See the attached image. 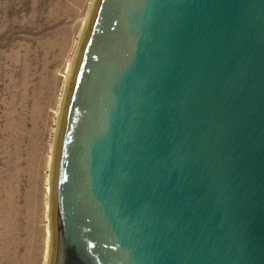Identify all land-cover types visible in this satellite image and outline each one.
Listing matches in <instances>:
<instances>
[{"label": "water", "instance_id": "obj_1", "mask_svg": "<svg viewBox=\"0 0 264 264\" xmlns=\"http://www.w3.org/2000/svg\"><path fill=\"white\" fill-rule=\"evenodd\" d=\"M53 192L52 264H264V0H98Z\"/></svg>", "mask_w": 264, "mask_h": 264}, {"label": "rangeland", "instance_id": "obj_2", "mask_svg": "<svg viewBox=\"0 0 264 264\" xmlns=\"http://www.w3.org/2000/svg\"><path fill=\"white\" fill-rule=\"evenodd\" d=\"M93 5L0 0V264H48V161Z\"/></svg>", "mask_w": 264, "mask_h": 264}, {"label": "bare ground", "instance_id": "obj_3", "mask_svg": "<svg viewBox=\"0 0 264 264\" xmlns=\"http://www.w3.org/2000/svg\"><path fill=\"white\" fill-rule=\"evenodd\" d=\"M97 1L98 0H94V5H93V8H92V10H93L92 15H90L91 17L89 16L90 18L87 21V25H85L86 28H85L84 33L81 35L82 37H81L80 45L77 46L78 49H77V52H75L76 54H75V61L73 63L74 65L72 66L71 80H69L67 88L65 89L66 90L65 91V96H64L63 101L61 103L60 112L58 113L59 114V120H58L59 124H58V130L56 132V140H55L54 146H52V149H51V154L49 156V160L50 161H48V163L51 164V167H52L50 176L47 177V184H48L47 185V193L50 194V202H49V211H50V213H52V197L54 196V192H53L54 167H55V161H56V155H57V148H58L61 124H62V120H63L65 106H66V102H67V98H68V94H69L72 78H73V75H74V71H75V68H76V65H77V61H78L81 49H82V45L84 43L85 37H86L87 32L89 30V27L91 25V21H92V18H93V14H94V11H95V7H96V4H97ZM50 233H51L50 234V241L52 240V243H51V247H49L50 248V258H49L48 264H52V261H53V231L50 232Z\"/></svg>", "mask_w": 264, "mask_h": 264}]
</instances>
